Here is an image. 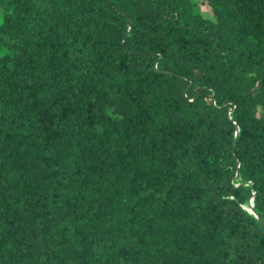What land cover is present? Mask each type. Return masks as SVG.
I'll list each match as a JSON object with an SVG mask.
<instances>
[{"label":"trees","instance_id":"16d2710c","mask_svg":"<svg viewBox=\"0 0 264 264\" xmlns=\"http://www.w3.org/2000/svg\"><path fill=\"white\" fill-rule=\"evenodd\" d=\"M0 9V264H264V0Z\"/></svg>","mask_w":264,"mask_h":264},{"label":"rangeland","instance_id":"374dc122","mask_svg":"<svg viewBox=\"0 0 264 264\" xmlns=\"http://www.w3.org/2000/svg\"><path fill=\"white\" fill-rule=\"evenodd\" d=\"M198 5H199V9L203 13V15H206L207 17H211V18L213 17L210 6L205 1L198 2ZM0 21H2V12L1 11H0Z\"/></svg>","mask_w":264,"mask_h":264},{"label":"water","instance_id":"95a60500","mask_svg":"<svg viewBox=\"0 0 264 264\" xmlns=\"http://www.w3.org/2000/svg\"><path fill=\"white\" fill-rule=\"evenodd\" d=\"M236 131H237V129H236ZM248 210L251 211L252 213H254V215H255L256 217L259 218V216H257V214H256V212H255V210H254V208H253V202H252V201H250V203H249V208H248ZM259 219H260V218H259ZM263 225H264V224H263Z\"/></svg>","mask_w":264,"mask_h":264},{"label":"clouds","instance_id":"9594fccd","mask_svg":"<svg viewBox=\"0 0 264 264\" xmlns=\"http://www.w3.org/2000/svg\"><path fill=\"white\" fill-rule=\"evenodd\" d=\"M236 129H237V131H238V126H236ZM236 131V132H237ZM250 201H252V199L250 200ZM253 202V201H252ZM250 203V202H249ZM246 207V209L248 210V208H249V205L247 206H245ZM254 208V207H253ZM255 210V209H254ZM249 211V210H248ZM249 212H251V211H249ZM256 212V211H255ZM252 213V212H251ZM256 214H257V212H256ZM253 215H254V213H253ZM255 216V215H254ZM257 216H258V214H257Z\"/></svg>","mask_w":264,"mask_h":264}]
</instances>
